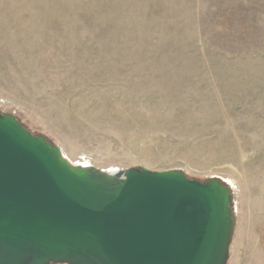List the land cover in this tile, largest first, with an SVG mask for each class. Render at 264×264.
Instances as JSON below:
<instances>
[{
  "label": "rangeland",
  "instance_id": "1",
  "mask_svg": "<svg viewBox=\"0 0 264 264\" xmlns=\"http://www.w3.org/2000/svg\"><path fill=\"white\" fill-rule=\"evenodd\" d=\"M0 110L74 164L219 179L226 264H264V0H0Z\"/></svg>",
  "mask_w": 264,
  "mask_h": 264
},
{
  "label": "water",
  "instance_id": "2",
  "mask_svg": "<svg viewBox=\"0 0 264 264\" xmlns=\"http://www.w3.org/2000/svg\"><path fill=\"white\" fill-rule=\"evenodd\" d=\"M232 204L219 179L71 163L0 110V264H226Z\"/></svg>",
  "mask_w": 264,
  "mask_h": 264
}]
</instances>
